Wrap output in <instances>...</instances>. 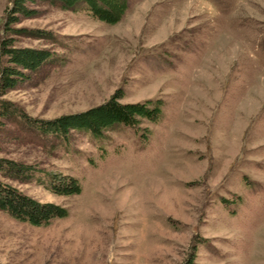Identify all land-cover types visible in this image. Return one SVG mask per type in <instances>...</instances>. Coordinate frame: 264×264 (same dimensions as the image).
<instances>
[{
	"label": "rangeland",
	"instance_id": "obj_1",
	"mask_svg": "<svg viewBox=\"0 0 264 264\" xmlns=\"http://www.w3.org/2000/svg\"><path fill=\"white\" fill-rule=\"evenodd\" d=\"M10 5L0 42L57 60L0 95V158L37 170L0 179L69 213L35 227L0 211V264H264V0H129L115 24L40 3L6 34ZM114 94L161 116L67 141L29 123ZM58 172L80 192L52 193Z\"/></svg>",
	"mask_w": 264,
	"mask_h": 264
},
{
	"label": "trees",
	"instance_id": "obj_2",
	"mask_svg": "<svg viewBox=\"0 0 264 264\" xmlns=\"http://www.w3.org/2000/svg\"><path fill=\"white\" fill-rule=\"evenodd\" d=\"M40 3L58 5L63 10H82L87 15L104 24H115L125 15L129 0H11L5 9L3 32L17 34L22 28L12 27L19 16L31 17L34 6ZM0 54L5 62L0 66V95L14 89L25 81L30 73L38 72L45 64L54 63L57 57L47 49L15 46L11 37L4 36L0 42ZM119 96L109 98L91 108L70 114H63L52 119H30V125L44 135L67 141L72 132L88 134L102 138L106 132L119 127L137 128L145 121L155 122L161 116L163 103L158 100L145 99L143 102L118 101ZM12 112L5 101H0V115ZM37 172L25 163L7 158H0V178L13 181H30ZM49 190L55 195L72 196L80 192L77 178L61 173H47ZM0 179V211L7 213L18 222H26L35 227L48 225L52 220L66 217V206L49 201H39L22 193L8 182ZM189 264V263H188ZM191 264V263H190Z\"/></svg>",
	"mask_w": 264,
	"mask_h": 264
}]
</instances>
